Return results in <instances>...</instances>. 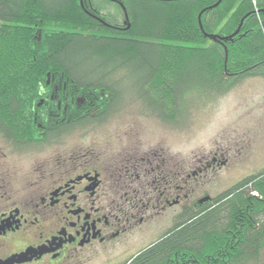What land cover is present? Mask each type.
<instances>
[{
    "label": "trees",
    "instance_id": "16d2710c",
    "mask_svg": "<svg viewBox=\"0 0 264 264\" xmlns=\"http://www.w3.org/2000/svg\"><path fill=\"white\" fill-rule=\"evenodd\" d=\"M108 1L119 5L122 23L123 3L129 30L114 29L121 20L92 0H0V131L22 125L16 120L39 90L61 83L127 87L136 96L169 90L182 118L194 95H223L264 77V0ZM254 192L264 196V181L242 179L128 264H258L264 201Z\"/></svg>",
    "mask_w": 264,
    "mask_h": 264
},
{
    "label": "flooded vegetation",
    "instance_id": "af4514ba",
    "mask_svg": "<svg viewBox=\"0 0 264 264\" xmlns=\"http://www.w3.org/2000/svg\"><path fill=\"white\" fill-rule=\"evenodd\" d=\"M147 90L61 83L39 90L22 125L0 131V264H98L107 251L106 264H128L231 187L212 193L230 150L181 157L176 98ZM250 176L262 183L264 166ZM164 216L167 230L129 247Z\"/></svg>",
    "mask_w": 264,
    "mask_h": 264
},
{
    "label": "rangeland",
    "instance_id": "374dc122",
    "mask_svg": "<svg viewBox=\"0 0 264 264\" xmlns=\"http://www.w3.org/2000/svg\"><path fill=\"white\" fill-rule=\"evenodd\" d=\"M92 1L103 14L115 15L122 23L118 4L108 0ZM154 90L152 93L155 96ZM131 94L136 95L135 89H131ZM158 94L160 100L167 99L169 104L172 102L169 90L159 89ZM185 106V122H179L178 139L175 140L181 157L193 154L197 158L216 148L230 150L232 163L224 167L218 179L212 181L213 194L249 177L257 167L264 166V77L247 78L223 95H194ZM171 225L172 219L166 216L153 221L131 237L129 247L137 250L148 245ZM113 257V252H103L97 262L106 264ZM258 264H264V250Z\"/></svg>",
    "mask_w": 264,
    "mask_h": 264
},
{
    "label": "water",
    "instance_id": "95a60500",
    "mask_svg": "<svg viewBox=\"0 0 264 264\" xmlns=\"http://www.w3.org/2000/svg\"><path fill=\"white\" fill-rule=\"evenodd\" d=\"M167 1H176V0H167ZM221 1H222V0H220V1H219L216 5H214L213 7H217V6L221 3ZM119 4H120V6L122 7V9H123V11H124V15H125L124 25H125L126 27L124 28V30H129L130 27H131V24H130V21H129V17H128L127 11H126V9H125V7H124V5H123L122 2H119ZM81 5H83V0H81ZM213 7H211V8H213ZM100 21H101V20H100ZM242 24H243V20H242V23H241L240 27L237 29V31H236L231 37H228V39H229V38H232L233 36H235V35H237V34H239V32H240V30H241V27H242ZM200 25H201V29H202V31L204 32L201 22H200ZM206 36L209 37V38L212 39V40H217V36H215V35H209V34H206ZM225 39H227V38H225ZM49 78H50V77H49Z\"/></svg>",
    "mask_w": 264,
    "mask_h": 264
}]
</instances>
